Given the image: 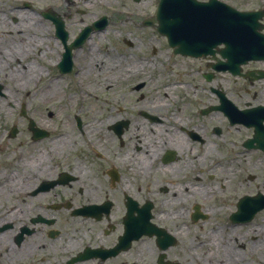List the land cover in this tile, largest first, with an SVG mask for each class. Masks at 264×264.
I'll use <instances>...</instances> for the list:
<instances>
[{"label":"flooded vegetation","instance_id":"af4514ba","mask_svg":"<svg viewBox=\"0 0 264 264\" xmlns=\"http://www.w3.org/2000/svg\"><path fill=\"white\" fill-rule=\"evenodd\" d=\"M221 3L249 14V24L253 27L258 25L257 28L263 35L257 42L264 45V0H0V77L6 76L10 80L23 79L24 76L20 75L18 69L22 68L24 71L28 65H22L24 61L33 63L36 60L29 59L27 54L33 42L40 61L45 62L46 56L50 55L51 58L56 57L47 64L55 65L54 68L47 67L48 75L55 73L60 79L75 73L77 75L83 73L86 68H82L80 63L89 58L88 71V67H92V59L96 56L94 50L99 43L111 44L116 51L120 48L112 44L124 43L132 48L133 52L138 51L141 46H148L151 48L150 54L156 56L159 55L160 49L150 43L155 41L161 44L162 41L168 45V53L192 59L177 55L180 47L172 46L169 42V36L178 30L173 20L197 17L204 12L213 13L221 7ZM30 16L33 17L32 20H28ZM145 41H148L149 45H146ZM40 46L47 47L42 50ZM224 46L223 43H219L216 48ZM104 51L108 52L106 48H102L98 53ZM123 52L118 55L128 59L143 57L133 52L130 54H125L127 52L125 50ZM167 59L170 64L171 60L168 57ZM67 61L71 66L64 72L59 66ZM253 62L264 63V57L261 56ZM168 66L171 64L164 67L167 77L171 75ZM120 68L121 71H114L110 75L112 85L109 83L110 78L105 77L107 84L105 81L102 82L101 88L110 92L112 87L121 86L118 90L124 91L123 95L125 94V90H121L123 87H130L129 93H138L151 84L145 80L131 82V76L138 73L137 66ZM249 71H253L258 79L244 80L251 84L264 81V68ZM43 77L44 75L38 76L40 79ZM1 80L0 97L5 98L2 83L5 80L2 82ZM157 82L156 79V84ZM170 83L173 82L168 80L167 85ZM81 84L86 90L95 92L87 82ZM109 85L112 87L109 88ZM95 93L97 96L98 93ZM96 96H84V99L92 98L106 103L111 101L107 98L100 100ZM163 96L166 99L156 96L153 102H145L146 97L137 94L136 103L126 104L129 106L122 104L127 103V99L112 101L113 104L116 103L112 106L116 112L100 120L101 125L108 123L105 131L111 136L109 141L103 140V144L95 140L91 134H87L90 132L91 123L75 117V129L82 131L80 135L84 142L100 160L96 166L98 169L93 172V178L87 182H84L85 178H82L75 167L72 171L67 170L72 167L67 161L60 165L61 172L53 177L49 176V172L43 173V170L48 168L54 172L57 170L58 166L54 167L50 163L58 161L55 153L62 152L63 147L59 148L61 144L51 142L57 139L55 137L62 129L53 127L54 123L41 121L39 113L30 103L25 108L15 111L16 119L13 120L14 116H10V120L11 118L13 120L8 133L11 139L19 136L22 127L27 130L23 135H29L30 140L28 147L23 146L18 153L14 149L0 148V175L9 172L5 174L7 176L5 179L0 178V264H24L23 262L29 261L31 264H106L109 260L128 264L129 251L135 245H141L150 239L154 240L159 250L157 260L159 264L163 251L158 245V240L160 239L159 243L163 244L162 236L159 238L157 235L150 237L143 235L137 239V234L144 228L141 213L148 210L152 214V225L176 238L175 246L164 253L170 262L182 264L181 258L184 256L176 250L173 254L178 256L179 260H171L169 255L171 249L179 247L178 236L190 229L186 222L181 226L178 224L181 217H189L190 222L195 225L212 224L211 229L207 231L208 234L212 233V237H206L207 239L201 241V246H214L217 235L213 231L223 228L228 232V235H224L225 238L229 237V240L235 242L234 258L247 251L251 252L252 245L257 248L258 236L239 232L237 229L231 230L237 226L245 227L255 223L254 221L239 224L237 218L232 216L238 211L241 196L234 195L236 191L219 192L220 200L227 196L226 204L217 208L223 211L221 214L214 211L210 217V214L203 210L205 202L211 203L207 201V195L212 193L206 189L209 186L191 182V180L200 182L203 178L215 180L216 167L220 166V162L214 161L211 153L207 152L202 157L199 152L198 145L207 144L203 127H207L209 121L202 125L199 122L192 123L186 127L177 119L179 117L176 112H171L165 105L166 102L172 106L170 101L172 96L168 93H164ZM254 96L257 98V94ZM261 106L264 107V103L255 108ZM193 112L196 117L209 118L211 123L214 119V112L208 106H197ZM31 120L33 124L30 123ZM23 121L27 123L22 124ZM49 127H52L53 131H58L54 137ZM217 128L216 126L212 128V136L220 139L225 131L221 129L218 136ZM38 129L42 132V137L36 138L34 130ZM12 131H15V134ZM87 139H91V143ZM48 141V147L45 148L44 143ZM68 146L73 147L72 144ZM214 148L218 150L217 147ZM31 150L51 153L53 156L50 158L39 156L38 159H30L28 156L26 160V155ZM190 154L195 156L187 162L186 155ZM89 171H92L91 168ZM34 179L36 182L32 183ZM224 181L226 182V179ZM222 186H224L222 189H226L225 185ZM196 197L199 199H192ZM11 199L17 200L18 203L9 206ZM85 207H94L90 212L99 213L101 216L88 213L74 214L83 211ZM198 208L202 215L197 212ZM194 217L198 220L194 221ZM209 220L214 221L209 223ZM75 231L84 233L78 235ZM93 232L99 235L95 241L92 238ZM124 235L127 242L120 245ZM101 236L106 238V242ZM247 244L249 250L246 251ZM25 249L30 253H25ZM44 250L47 251L48 263L40 258ZM97 250L104 252L105 255L96 254ZM231 251L230 249L228 252ZM121 254L127 258L119 256ZM141 254L140 251L138 255L140 257L132 259L129 264H145V257ZM191 255L199 256L196 252H191Z\"/></svg>","mask_w":264,"mask_h":264},{"label":"rangeland","instance_id":"374dc122","mask_svg":"<svg viewBox=\"0 0 264 264\" xmlns=\"http://www.w3.org/2000/svg\"><path fill=\"white\" fill-rule=\"evenodd\" d=\"M148 43V41H145L146 45H149ZM160 43L161 44L156 43L155 41H151L150 43L152 45H156L160 49L159 55L156 56L150 54L151 48L148 46H141L138 51L133 52L131 51L132 48H129L124 43L119 45L112 44L120 48L116 51V49L111 46V44L104 45L102 43H99L98 47H96L94 50V55L96 56H94L93 58L95 59V61L91 62L92 69L88 67L89 70L87 71L89 62L88 58L87 60L80 63L82 65V68H86L83 73H80L78 75L75 73L68 77H62L61 79L55 73H52L51 76L48 75L47 64L51 60H54V58L56 57L51 58L52 55H50L48 56V58L46 56L45 62L40 61L39 56L36 55L37 49H35L34 42L31 43L27 54L29 55V59L36 60L33 61V63L24 61L22 64H28V73H26L25 71V74H27L29 78L24 76L22 77L23 79L14 78V80H10L6 76L0 77V80H5L4 82H2L1 80L5 88L4 93L7 91L10 96L5 100L0 97V100L2 101L0 104V148H9L10 150L14 149V151L18 153V151H21L23 146L28 147L30 136L23 135V133L27 131L26 128L21 127V132L16 139H11L8 134L9 129L13 124V120L16 119L15 111L21 107L22 102L25 104L30 103V105L37 110V113H39V116L43 119L42 120L38 116L41 121L54 123L53 127L57 128L58 130L62 129L63 126L70 127L76 124V116L84 119L85 121H88L89 123H91V125L89 126L91 136H93L95 140L103 144V140H105V136L103 134H107L109 138L111 136L107 131H105L108 123H104L103 125H101L100 120L116 112V109H113L112 107L116 103L114 102L113 104L112 101H121L122 99H127V103L122 104L124 106H129L126 104H133L134 102L136 103L137 94L144 95V97H146L145 102H153L156 96H160L164 100L166 98L165 96H163V88H166L168 80H171L172 82L181 81L183 84H186V82L188 81L190 86L184 85L185 89H180L179 91L175 92H173V90H170L168 92V94L172 96L170 99V101H172V106L166 102L165 105L171 112H176L177 116L179 117L177 119H179L181 123H184L186 127L191 125L192 123L195 124L199 122L202 125L209 121L208 125H206L207 127H203L207 138V144L198 146L200 147L199 152L202 157L208 152L209 154L211 153L213 155L214 161L220 162V166L218 165L216 167V178L215 180L213 179L211 181L203 178L202 180H200V182L189 179L193 184L204 183V186H209V188L206 189H209L212 192H210L211 194L207 195V201H211V203L209 204L205 202L203 205V210H206L210 214V217L212 216L214 211H217L219 214L223 212L217 210L219 206L226 204L227 201V196H225L224 199L220 200L219 192H221L222 190L226 193H229L230 191H236L234 195L239 196H241L243 193L254 196L259 191L264 193V152H246L245 147L243 146L245 138L251 137L253 129H247L243 125H237L233 127L227 117H225V115H223L221 112H215L213 114L214 119L212 120V123L209 118L194 116L193 112V110L197 106L207 107L210 106L209 104L218 106L219 98H217V94H214L213 90H220L224 92V94L229 96L233 100L234 104H236L240 109H249L250 107L258 106L261 103H264V81L256 84H251L241 77H233L232 74L228 72H214L212 68L209 67V65L216 64V61L196 58L188 59L185 57L183 58L180 56H174L173 54H170V52H167L168 45L166 43L164 44L162 43V41ZM40 47H42V50H45V47L47 46ZM102 48H106L108 52L104 51L99 54L98 50ZM124 50L127 51L125 52V54H130V52H133L135 55L143 57L128 59L125 56H119L118 54L124 53ZM167 57L171 60L170 64L172 66H175V74H171L168 77L165 75L164 71L165 65H170L169 62L166 61ZM217 57L219 59H222L218 54ZM37 60H39L40 62H38ZM152 64L155 66H153ZM96 66H99V68H97ZM103 66L106 67L105 70L103 69ZM122 66L138 67V73L131 76V82L145 80L146 82H151V84H149L138 93H129L128 90L130 91V87H123V89L121 90H125V94L122 95L124 91H119V88L121 86L115 88L112 87V79L110 78V75L114 71H121L122 68L120 67ZM144 66H146V68ZM256 68H264V63L257 64L253 61L248 62V64L243 67V70L245 72H248L249 70ZM18 70L22 71V68ZM206 73L215 74L212 82H208L207 79L204 78V75ZM38 74L44 75V77L40 79V83L36 84L35 87L34 83H29L28 80L34 79V77H36ZM105 77L110 78L109 83L111 85H109V88H113L110 92L106 91V89L104 88H101L102 82L105 81ZM156 79L158 80L157 84ZM58 80H60L61 82H58ZM84 81L88 83L90 88L94 89L95 92L98 93V95L100 96V100H104L103 98H107L111 100L110 103L96 101L92 98H88L85 104L80 103L85 101L81 100V90H78V87L79 85L82 86L81 83H83ZM125 81L127 82V80ZM25 82L29 83V88L23 90L20 86H23ZM60 83L61 85H59ZM115 91L117 92L114 93ZM256 94L257 98H255L254 96ZM115 95L122 96L115 97ZM69 97L72 98V102L69 101ZM11 104L14 105L11 107ZM51 114L52 117H50ZM11 115L14 116L13 120L11 118L12 122L10 120ZM25 123L27 122H22V124ZM213 125L218 128L220 127L225 131L224 135H222V138L219 139L212 136V128L214 127ZM50 128L52 131L53 128ZM94 129L99 132L101 130L102 132L99 134V132H95ZM54 136L55 134L52 131V137ZM253 136L254 135L252 134V137ZM71 139H77V142L72 143L73 149H71V151H67L61 157H56L58 161L50 163L54 167L58 166L57 170L54 172L52 169L50 170L48 168V170H43V173L49 172V176L53 177V175L61 172L62 168L60 169V165L67 161V164L70 162V164L72 165V167L68 168L67 170L72 171V168L75 167L74 169L80 172L82 178H85L84 182H87L90 178H93V172L98 169L96 166L100 163V160H98L96 154L93 153V151H90L87 143L84 142L81 135H72ZM49 141L44 143L45 148L48 147ZM210 146L217 147L218 150L216 151L214 147L212 148ZM55 155H61V152L55 153ZM28 156L30 159H38L39 156L41 158H50L53 155L51 153H38L35 150H31L26 155V160H28ZM194 156L195 155L192 154L186 155L187 162H189V160ZM11 166L12 165L10 164V167ZM90 168L92 171L88 172ZM8 173L0 175V178L5 179V177H7L5 174ZM43 177H48V175H43ZM224 179H226V182L224 181ZM34 182H36V179L32 181V183ZM222 184L225 185L226 189H222V187H224L222 186ZM216 188L218 191L216 190ZM210 197H212V199H209ZM192 199L198 200L199 198L196 197ZM17 203V200L13 201L11 199L9 206ZM213 221L214 220H209V223H213ZM184 222L188 223L190 229L186 230L188 234H185V231L179 236V247L171 249V251L169 252L170 259L179 260L177 258L178 256L173 254V251L176 250L179 254L184 255L181 258L182 264H195L194 260L192 259L191 252H196V254L199 255V257H201L203 260H206V263L208 264L209 262L204 252L211 249L212 246H201L200 244L201 241L207 239L206 237L209 236V234L207 233L208 230L205 227L203 228L204 223L195 225L194 223L190 222L189 217H181L178 224L181 226V224H183ZM253 225L255 229L262 228L264 233V211L256 215L255 223ZM224 228L226 227L224 226ZM255 229H253L252 234H255L257 232V230ZM246 230L247 228H245V230L243 231L245 232ZM76 232L78 231H75V233ZM82 233L84 232H78V235ZM95 233L96 232L92 233L93 241H95L96 237L99 236ZM261 235L262 232L260 231V233L258 234V241L261 239ZM101 238H103V240L106 242V238L102 236ZM140 247L141 249H139ZM137 248L139 250H137ZM247 250H249V244H247L246 246V251ZM49 251L52 252L51 250ZM140 251L142 252L141 255L145 257V264H157V260L159 258V250L157 246H155L153 239L147 240V242L141 245H135L134 248L129 251V262L132 259H138L140 257H138ZM24 252L30 253L27 249H25ZM222 252L224 251L222 250ZM255 252L257 253L255 254L247 251L245 254L241 255L240 258L243 259L239 261V263L264 264V247L262 248V250H260L257 246ZM40 258H43V260L47 262L46 250L43 251ZM242 261L244 262L242 263ZM23 263L31 264L32 262L29 261ZM119 263H116V260H113L112 262L111 260H109L106 264Z\"/></svg>","mask_w":264,"mask_h":264},{"label":"water","instance_id":"95a60500","mask_svg":"<svg viewBox=\"0 0 264 264\" xmlns=\"http://www.w3.org/2000/svg\"><path fill=\"white\" fill-rule=\"evenodd\" d=\"M231 14L235 16V13ZM229 17V13H226L225 11L221 13L219 19L222 21L223 31L218 30L215 26H203L201 33L200 31L199 33H188L181 30L178 33L176 32L170 35V43L172 45L179 46V53H182L183 55L200 56L205 54H216V52L213 51V47L204 48L206 41L202 39L203 35L209 42H215V40L224 41L227 46L226 49L221 50V54L225 59L227 58L228 61L226 65L222 64L221 68L224 70L230 69L234 74H238L240 71V65L237 62H247V60L253 56L255 51H252L253 46L249 43L252 42L251 39H253V41L255 40V36L257 37V34L256 29L249 27L247 23H245L246 18L240 15H236L234 18L237 20L235 23H231L230 19L231 26H228ZM238 32L241 36L236 35ZM231 38L240 40L239 46H237V48H234L233 44L228 43V41H231ZM256 48L257 46H254V50ZM227 113L236 121H247L249 119L244 116V114H247L248 117H250L254 111H250L249 113L238 112L236 109L229 108ZM262 139L264 140V128L261 126L260 122H257L255 139L249 142L248 146H252L253 143H257L259 147H262L264 146V141H262ZM260 205L263 206L264 204L260 203ZM262 206L259 208H262Z\"/></svg>","mask_w":264,"mask_h":264},{"label":"bare ground","instance_id":"6f19581e","mask_svg":"<svg viewBox=\"0 0 264 264\" xmlns=\"http://www.w3.org/2000/svg\"><path fill=\"white\" fill-rule=\"evenodd\" d=\"M32 19H33L32 16L28 17V20H32ZM6 61H8V60H6ZM93 61H95V59H92V62ZM166 61L170 62L168 59ZM102 65H104V64H102ZM48 67H53L54 68L55 65H50ZM103 67H104L103 69L105 70L106 67L105 66H103ZM97 68H99V66ZM174 68H175V66H172V65L168 66V70L169 71L171 70L170 73L173 74V75L175 73V69ZM27 70L28 69L26 68L24 71H21V70H18V71L21 72L20 75L26 76L27 78H29L27 76V74H25V71H26V73H28ZM82 71H84V69H82ZM39 75L40 74H38L36 77H34V79L28 80V82L29 83H34V85L36 87L37 82H40V79L38 78ZM58 82H61V81L58 80ZM187 82H186V84H183L181 81H177V82L174 81L173 83H170L169 85H166V88L165 87L163 88V92L164 93H168L170 90H173V92H175V91H179L180 89H185L184 85H189L190 86L189 82L188 83ZM29 83L25 82V84L23 86H20V87L23 90H25V89L29 88ZM59 85H61V83ZM78 90H81L80 91V93H81L80 94V98H81V100H83L85 102H87L88 99H84V96H93V97L96 96L95 92H93L91 90L90 91L86 90L81 85H79ZM5 93H6V96H5L6 98L5 99L9 98L10 97L9 93L7 91ZM69 98H70L69 101L72 102V98L71 97H69ZM1 102L2 101L0 100V104H1ZM94 131L95 132H99L96 129H94ZM101 132L102 131L100 130L99 134ZM81 133H82V131L80 132L79 130H76L74 125H72L70 127L63 126L60 134L55 137L57 139L54 140V142H51V144H56V145H60L61 144L60 146H58L59 148L63 147V151L61 152V155H58V157L63 156L64 153H66L67 151H71V149H73V147L70 148L68 145H71L72 143L77 142V139H71V136L72 135L73 136H79ZM89 133L91 134V132H89ZM103 135L105 136V140L107 139V141H109V137L107 136V134L104 133ZM29 180H30V178H29ZM243 226L244 225L237 226V227L231 228V230L237 229V231H239V232L240 231L244 232L243 230H245V227H247V230L245 232L248 233L249 235H252V231H253V229H255L254 225H248V226H245V227H243ZM204 227L209 231L211 229V227H212V224H204ZM255 230H257V232L254 234L255 236H258L260 231L262 232V235H261L262 237L259 240L260 241V244H259L260 246L258 245V249L262 250V248L264 247V233H263V229L262 228H256ZM213 232H216L215 234L217 235V238H216L217 242H216V244L214 246H212L211 249H209L208 251L206 250L204 252V254H206V256H207L208 262L210 264H240L237 259H240V260H242V259L240 257H236V258L233 257V254H235V253H233V250H234V247H235L234 246V244H235L234 240H229L228 239L229 237L225 238V236H224V235H228V232H226L225 229H223V228L216 229V231H213ZM208 237H212V233H210ZM224 243H225V247L223 248ZM230 249L232 251L228 252ZM222 250L224 251V252H222V253H224V255L221 253ZM250 251L256 254L257 253V252H255L256 251V246L252 245L251 248H250ZM119 256L127 258V256H124V254H121ZM204 261H206V260H203V259L201 260V262H204Z\"/></svg>","mask_w":264,"mask_h":264}]
</instances>
